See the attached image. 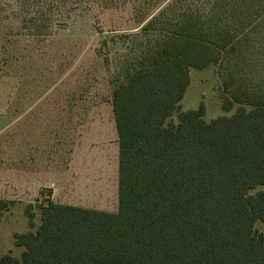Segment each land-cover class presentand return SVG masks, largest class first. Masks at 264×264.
I'll list each match as a JSON object with an SVG mask.
<instances>
[{
    "label": "trees",
    "instance_id": "16d2710c",
    "mask_svg": "<svg viewBox=\"0 0 264 264\" xmlns=\"http://www.w3.org/2000/svg\"><path fill=\"white\" fill-rule=\"evenodd\" d=\"M87 1L69 9L133 2L146 22L113 81L118 211L55 203L45 189L25 210L35 231L15 234L21 258L7 254L0 264H264V234L255 230L264 191L252 193L264 186V71L250 67L257 58L264 67V52L252 47L264 0H212L204 11L173 0L151 18L164 0ZM39 20L30 22L49 32L50 20ZM108 51L103 41L106 63ZM211 65L221 69L223 110L238 108L207 122L204 105L182 111L181 102L191 70ZM13 203L0 198V216Z\"/></svg>",
    "mask_w": 264,
    "mask_h": 264
},
{
    "label": "rangeland",
    "instance_id": "374dc122",
    "mask_svg": "<svg viewBox=\"0 0 264 264\" xmlns=\"http://www.w3.org/2000/svg\"><path fill=\"white\" fill-rule=\"evenodd\" d=\"M172 1H162L146 17L157 15ZM210 1L188 0L184 7L204 11ZM73 2L65 6L63 0H0V198L14 202L0 216V256L20 259L24 248L15 245V234L35 231L25 210L42 201L45 189L28 186L26 191L32 179L70 176L81 189L75 198L62 202L118 211L119 138L113 81L132 53V37L141 33L146 22L133 2L89 11L69 9ZM32 17L49 19V32L43 27L39 32L30 22ZM259 28L252 47L261 54L264 27ZM103 41L108 44V63L100 52ZM257 60L250 67L264 71ZM190 75L182 111L204 105L207 122L236 112L238 105L223 110L219 66L192 69ZM171 120L178 122V112ZM86 188L94 190L93 196ZM258 191H264V186L252 193ZM35 212L38 226L41 211L36 207ZM255 230L264 234V223L258 221Z\"/></svg>",
    "mask_w": 264,
    "mask_h": 264
},
{
    "label": "crops",
    "instance_id": "0c3cea01",
    "mask_svg": "<svg viewBox=\"0 0 264 264\" xmlns=\"http://www.w3.org/2000/svg\"><path fill=\"white\" fill-rule=\"evenodd\" d=\"M28 186L32 187V189L38 188L39 190L51 189L53 191L52 200L55 203L94 209L93 207L64 203L61 201V199L68 200L71 198H75L81 189L79 188V184H77L76 180L70 176H68L66 179H32L31 182H28L26 191L29 189ZM84 191L88 194V196H93V189L86 188L84 189Z\"/></svg>",
    "mask_w": 264,
    "mask_h": 264
}]
</instances>
